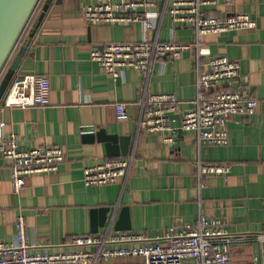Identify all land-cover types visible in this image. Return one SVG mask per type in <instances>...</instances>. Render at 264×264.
<instances>
[{
    "label": "crops",
    "instance_id": "obj_1",
    "mask_svg": "<svg viewBox=\"0 0 264 264\" xmlns=\"http://www.w3.org/2000/svg\"><path fill=\"white\" fill-rule=\"evenodd\" d=\"M45 3L42 0L1 78L30 40ZM87 3L53 0L15 73L47 75L51 103L26 108L0 105V143L15 132L24 146L59 145L65 152L58 170L27 175L20 194L13 191L11 161L0 153V240L16 241L20 212L27 218L34 250L42 251L72 248L68 242L79 234L119 230L153 238L176 222L195 224L207 216L221 219L226 227L233 264H264V0H218L209 5L210 14L246 12L257 25L203 34L195 26H174L168 11L150 29L140 21L89 23L83 15ZM164 6L160 0L158 8ZM157 36L198 47L169 57L165 64L156 60L147 75L126 68L118 78L90 58L95 46ZM217 55L241 62V78L233 87L258 102L252 114L229 119L228 144L204 142L195 131H183L169 141L166 130L140 126L145 98L151 93L174 92L181 115L194 108L199 65L206 69ZM117 102H125L129 119L117 118ZM100 129L117 134L118 151L125 154L111 156L104 142L84 137ZM130 155L127 176L108 184L84 183L85 167ZM201 163H223L230 171L200 175ZM107 207L105 215L101 209ZM95 264H145V259L100 257Z\"/></svg>",
    "mask_w": 264,
    "mask_h": 264
},
{
    "label": "built area",
    "instance_id": "obj_2",
    "mask_svg": "<svg viewBox=\"0 0 264 264\" xmlns=\"http://www.w3.org/2000/svg\"><path fill=\"white\" fill-rule=\"evenodd\" d=\"M88 0L83 15L95 24L130 25L143 22L156 28L166 11L173 25H191L198 34L252 28L256 20L246 12L228 16L208 13L209 5L218 0ZM198 45V44H197ZM196 44L174 39L109 42L92 48L90 58L115 78L126 68L148 74L152 64H165L169 57H179ZM242 74L239 60L227 55L212 56L206 69L197 71L195 107L179 113L180 99L174 92L151 93L145 98L140 126L149 131L166 130L173 141L179 132L195 131L199 139L215 145L229 143L228 122L232 116H248L257 106V99L242 89L234 88ZM3 108L47 106L51 103V81L44 74L15 76L5 95ZM116 115L127 120L130 113L125 102L115 104ZM1 125L5 124L1 122ZM0 153L11 161V180L15 194L26 185V176L58 170L65 159L59 145L24 146L12 132L0 143ZM133 156L109 158L84 169L86 185L108 184L129 174ZM230 166L223 163H201L200 175L227 174ZM16 241L0 240V264H95L100 257L141 255L145 264H233L228 245V231L221 219L202 216L197 223L176 222L162 233L150 237L143 232L107 231L79 234L68 244L72 248L34 250L29 238V225L24 213L16 218ZM67 244V245H68Z\"/></svg>",
    "mask_w": 264,
    "mask_h": 264
},
{
    "label": "water",
    "instance_id": "obj_3",
    "mask_svg": "<svg viewBox=\"0 0 264 264\" xmlns=\"http://www.w3.org/2000/svg\"><path fill=\"white\" fill-rule=\"evenodd\" d=\"M40 0H0V78L10 60L18 43L20 42L22 35L24 34L30 20L39 4ZM53 0H46L43 7V11L34 25V30L30 34V40L24 43L14 58L13 64L10 70L0 80V105L5 104V95L10 86L12 79L19 67L20 62L25 56L27 49L31 43V40L40 26L45 13L49 9ZM178 136H182V132H179ZM86 140L90 142H104L106 145L107 153L111 156H117L122 153L118 151L117 140L120 138L117 134H107L104 129H100L97 132L87 133ZM102 212L110 211V208L101 209ZM124 211V209H123ZM123 213V212H122ZM97 232L98 230H93Z\"/></svg>",
    "mask_w": 264,
    "mask_h": 264
},
{
    "label": "trees",
    "instance_id": "obj_4",
    "mask_svg": "<svg viewBox=\"0 0 264 264\" xmlns=\"http://www.w3.org/2000/svg\"><path fill=\"white\" fill-rule=\"evenodd\" d=\"M41 6H42V0H40V2H39V4H38V6H37V8H36V10H35V12H34V14H33V16H32V18H31V20H30V23L28 24V27L32 24V22H33V19H34V16L36 15V13H37V11L41 8ZM28 27L26 28V30L28 29ZM25 30V31H26ZM24 34H25V32H24ZM24 34L22 35V37L24 36ZM22 39V38H21ZM21 41V40H20ZM19 44V43H18ZM15 52V51H14ZM3 75V74H2ZM2 77V76H1ZM0 80H1V78H0Z\"/></svg>",
    "mask_w": 264,
    "mask_h": 264
}]
</instances>
